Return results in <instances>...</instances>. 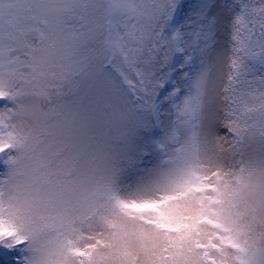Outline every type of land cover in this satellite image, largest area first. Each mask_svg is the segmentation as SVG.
I'll return each instance as SVG.
<instances>
[{
    "label": "snow or ice",
    "instance_id": "snow-or-ice-1",
    "mask_svg": "<svg viewBox=\"0 0 264 264\" xmlns=\"http://www.w3.org/2000/svg\"><path fill=\"white\" fill-rule=\"evenodd\" d=\"M0 264H264V0H0Z\"/></svg>",
    "mask_w": 264,
    "mask_h": 264
},
{
    "label": "rangeland",
    "instance_id": "rangeland-1",
    "mask_svg": "<svg viewBox=\"0 0 264 264\" xmlns=\"http://www.w3.org/2000/svg\"><path fill=\"white\" fill-rule=\"evenodd\" d=\"M220 135L228 136L229 135L228 130L226 128L222 127L221 130H220Z\"/></svg>",
    "mask_w": 264,
    "mask_h": 264
}]
</instances>
